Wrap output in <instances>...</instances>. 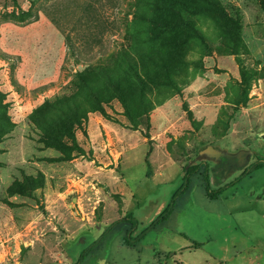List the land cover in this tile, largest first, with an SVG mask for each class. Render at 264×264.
Instances as JSON below:
<instances>
[{"label":"rangeland","instance_id":"1","mask_svg":"<svg viewBox=\"0 0 264 264\" xmlns=\"http://www.w3.org/2000/svg\"><path fill=\"white\" fill-rule=\"evenodd\" d=\"M207 150L264 160V0H0V264H264Z\"/></svg>","mask_w":264,"mask_h":264},{"label":"trees","instance_id":"2","mask_svg":"<svg viewBox=\"0 0 264 264\" xmlns=\"http://www.w3.org/2000/svg\"><path fill=\"white\" fill-rule=\"evenodd\" d=\"M213 160L215 161V165L213 166V171H216L220 173V177L224 176V172L225 170H228V172H233L237 169H239L240 167L238 166V164L233 161L231 158L223 156V157H217V156H213ZM264 166V160H259L257 162H254L252 164L249 165V167L244 171L243 174H247V173H251L252 171L262 168ZM201 169V165L197 164V165H192V166H186L184 168L185 171V175H184V180H185V184L184 186L178 190V192L174 195V200L175 198H177L178 196H180L181 194H183L187 188H188V184L190 182V178L191 175L198 173ZM204 179L207 182V195L210 199L215 200L218 199L220 194L222 193V191L225 189L224 187H220L217 190H211L210 189V185H209V180H210V176L205 173L204 175ZM172 201L167 207L166 209L159 215V217L153 222V224L151 225L152 227H155L156 225L166 221L172 214L173 209H174V202ZM117 222H130L132 223L134 226H136L137 224V220L136 218L132 215V214H127L125 217H123L122 219L117 220ZM129 234L125 237V244L128 246H134L135 244L139 243L140 240L143 238V236L145 235V232L138 236V237H132L131 231L128 232ZM196 247L201 246V243L195 242L194 244ZM86 258V253H83L80 257V262L83 261V259Z\"/></svg>","mask_w":264,"mask_h":264},{"label":"crops","instance_id":"3","mask_svg":"<svg viewBox=\"0 0 264 264\" xmlns=\"http://www.w3.org/2000/svg\"><path fill=\"white\" fill-rule=\"evenodd\" d=\"M205 155V158L206 159H209V160H212L213 161V156H217V157H223V156H226V157H229L231 158L233 161H235L238 166L240 167L239 169L233 171V172H228V170H225L224 172V176L226 175V179L222 180L224 183L221 184V187H225V189L223 190V193L224 192H227L229 189L231 191H236V194H234L233 196H237V198H243L241 196L240 191H239V186L237 187H234L233 185H231L232 183H230L229 181L231 180V176L234 177L236 176L237 174H239L241 171H244L245 168L247 169L249 167L250 164H246V162L249 161V156H250V152H247L244 156H243V160H241V158H239V155L236 154V153H229V152H220V153H217V152H211V151H208L207 150V153L205 152L204 153ZM215 163V161H214ZM246 164V165H244ZM252 164V163H251ZM244 168V169H243ZM263 168V167H262ZM239 172V173H238ZM236 179V177H234V180ZM235 185V184H234ZM255 192V190H252ZM256 198H257V202L261 203L263 200H264V194H256ZM239 203V202H238ZM241 206H244V205H241ZM236 209L235 212H242L245 210L246 207H239L238 205L236 207H234ZM249 208V207H248ZM234 212V213H235ZM233 213V210H232V207H230L228 205V203L226 202L225 204L223 203V208L221 209L220 213H219V218H221V224L222 222H224V225L226 226L227 224H230V221L227 219L228 216H232ZM231 228H232V224L230 225ZM223 228L220 227V230H222Z\"/></svg>","mask_w":264,"mask_h":264},{"label":"water","instance_id":"4","mask_svg":"<svg viewBox=\"0 0 264 264\" xmlns=\"http://www.w3.org/2000/svg\"><path fill=\"white\" fill-rule=\"evenodd\" d=\"M204 153H205V152H203V155H204ZM206 153H207V151H206Z\"/></svg>","mask_w":264,"mask_h":264}]
</instances>
